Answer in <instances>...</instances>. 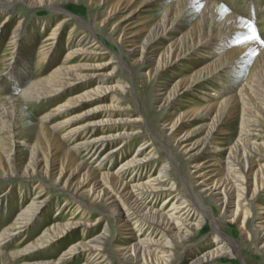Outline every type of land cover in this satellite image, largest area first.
Segmentation results:
<instances>
[{"label":"bare ground","instance_id":"6f19581e","mask_svg":"<svg viewBox=\"0 0 264 264\" xmlns=\"http://www.w3.org/2000/svg\"><path fill=\"white\" fill-rule=\"evenodd\" d=\"M138 1L113 2L98 28L87 22L75 21L85 30L76 38V26H73L64 45L66 50L61 63L52 66L45 74L37 73L35 78L14 92L0 96V176L22 181L23 186L20 185L18 192L20 199L30 195L29 203L17 210L10 225L0 232V264H13V260L19 258L22 259L19 264H78L79 258V264H113L104 252L112 240L108 224H104L95 236L88 235L100 228L105 220H114L122 234L111 247L113 256H117L122 264H172L176 242L196 233L212 218L208 204L212 210H218L221 219L229 218L225 221L228 226H238L248 241H253V234L255 242L260 244L259 249L264 252V205L258 204L254 209V218L259 215L260 221L254 222L251 234L246 232L247 216L240 205V200L253 202L264 192V162L255 167L256 160L264 161V44L254 38L250 23L244 25L237 15L225 11L216 0H174L165 7L160 19H154L152 25L143 23L142 28L137 29V16L149 7L152 0H143L135 7ZM77 2L0 0V15L6 12L2 24L14 19L7 11L18 4L27 5L32 13L45 9L58 16L63 14L39 43L38 60L45 63L56 55L62 25L74 20L72 12L61 10L62 5ZM124 9L128 12L118 20L121 34L117 42L131 61L151 65V69L141 72L143 80H156L157 76L171 70L189 55L205 59L201 68L191 76L177 80L172 87L162 83L163 80L158 83L154 98L158 101L156 103H161L160 107L172 104L181 95L210 80L217 82L215 92L205 91L209 96L202 97L204 103L189 105L188 109L175 113L168 123L162 124L170 140L178 142L179 146L174 149L169 142L160 139V146L172 158L169 157L156 174L151 173L154 167L150 163L159 149L154 147L148 151L150 145L143 143L133 155L127 156L135 133L125 125L120 128L127 120L115 112L122 107L118 102L102 104L108 93L122 94L131 89L130 83L122 81L107 84L113 70L98 72L114 63L115 54L104 62H96L103 58V48H106L99 33L108 19L112 20ZM196 9H200L197 23L185 28L196 15ZM31 21L28 24L27 20H19L6 43V47L12 50L9 58L3 61L6 65L4 70H11L9 78L12 81H15L14 75H18L16 69L13 71L15 67L28 66L30 50L24 45L32 46L50 19L38 17ZM37 25L41 28L39 32L37 27H33ZM1 27L0 37L6 34V28ZM238 40L247 42L225 50ZM252 60L248 77L238 91L226 95L228 92L224 93V89L230 92L235 86L228 77L232 73L239 75ZM94 80H97L96 85L92 83ZM32 103L48 106L35 127H29L34 120L32 117L18 121L19 116H24L25 107ZM238 103H241L239 135L223 167L212 169L219 161L212 150L207 152L203 161L193 164L199 154L213 143L224 118L233 114ZM192 119H200L195 133L203 135L192 143L184 144L191 130L184 134L182 130ZM139 121L149 123L144 115ZM27 125L29 128H25ZM60 130L62 135L58 134ZM118 141V145H114ZM24 150L28 152L26 157L20 154ZM83 153L88 155V159L83 157ZM180 154L186 155L193 166L186 181L178 166ZM118 159L122 162L115 170L105 168ZM173 169L179 170L185 182V196L178 192L179 186L175 181L169 179ZM51 187L59 190L60 194H66L64 205L57 207L56 214L49 219L51 222L37 235L18 243L16 249L4 250L2 247L12 243L19 234L28 229L32 231L44 222L41 218L50 196L46 190ZM163 197V203L157 205ZM4 200L6 196H0V203ZM73 202L77 203L76 208L69 210L71 213L67 217L64 212ZM78 211L83 213L77 215ZM93 211L99 214L93 223L88 222L85 217ZM77 229L84 237L63 250L58 258H39L42 251ZM238 249L236 239L216 230L208 237L205 248L194 251L190 264H212L221 256H236Z\"/></svg>","mask_w":264,"mask_h":264},{"label":"rangeland","instance_id":"374dc122","mask_svg":"<svg viewBox=\"0 0 264 264\" xmlns=\"http://www.w3.org/2000/svg\"><path fill=\"white\" fill-rule=\"evenodd\" d=\"M115 1L117 0H94L92 2H90V0H78L77 3L63 4L61 10H63V12L67 10L72 12L74 14V20H71L70 22L62 25L60 31L61 32L60 42L58 43L57 49L55 51L56 55H54L55 57L53 56V58L51 57L45 63H41L38 60L37 51H38L39 43L43 38L42 36L48 35V33H50V31L55 27L56 23L61 19L63 14H60L58 16L57 13H53L52 11L51 12L47 11L44 9V7H42V9L44 10L40 12L32 13V11L28 8L27 5L18 4L8 9L7 11L12 13L14 19L10 20L5 24H2V21L5 19L6 12L0 15V26L2 25L3 28H6L5 29L6 34H3V36L0 37V74H1L0 96L14 92L17 88L19 89L29 80L35 78L37 73L45 74L47 70H49L52 66L61 63L66 50V47L64 45L65 42L67 41V38L69 37V34L71 33V29L73 28V26H76L75 28L76 38L82 36L83 31L85 30V28L81 24L80 25L77 24L78 22H84V23L87 22L89 24H93L94 26H96V28H98L97 27L98 23L106 18L111 4ZM142 1L143 0H139L136 3L135 7L139 6ZM162 1L163 2H160V0H152L149 4V7L145 11H141V15L137 16L136 18L137 23H139L137 29H141L143 23H146V25H152L154 19L155 20L160 19L167 6L174 2V0H162ZM216 1L220 2V4L225 9V11L227 10V12L237 15L243 21V24L250 23L253 27V30L255 29L254 32L255 36H258L259 37L258 40L264 44V0H216ZM127 12L128 9H124L122 12L117 13L116 16L112 18V20L108 19L106 21L105 27L99 33V35L101 36L104 42V45L106 46V48L103 46L104 47L103 52L105 53L103 54L104 55L103 58L98 60L96 59L97 60L96 62H104V60H108L112 54H115L116 63L114 61V63L109 64L104 68H101L102 70L98 72H109L110 70H113V73L111 74V76H109L110 82L107 84L113 85V84H118L120 81H122L123 83H130L131 89L127 90L122 94H118L116 92L108 93L105 100L102 101V104L108 105L111 102L114 103L118 102V104L121 105L122 107L121 110H116L115 112L119 115L118 117L121 118L125 117L124 119L127 120V122L120 125V128H122L125 125L124 127L127 128L129 127V130L131 129V131L135 133V135H133L134 138L130 145V149L127 151V156L133 155L143 143H147V145H150L147 148L148 151L152 150L154 147L159 149L158 154L153 158V160L150 163L151 166L153 165L152 167H154L151 173L156 174L158 172L157 169L162 167L168 161L169 157L172 158V155L169 154L164 148L160 146L159 144L160 139L165 142L166 141L169 142V145H173L174 149H177L179 146L178 142H174L173 140H170V136H168V134L161 127L162 124L168 123L169 122L168 120L175 117V113H180L186 110V108L188 109L189 105L190 107H192L194 105H200L204 103L205 100L202 97L209 96L205 91H208L209 93L215 92L214 89L217 87L216 84L217 82L214 80H210L205 84H202L201 87L181 95V97H179L172 104L167 105L165 107L164 106L160 107L159 105L161 103L159 104L156 103L158 101L154 98V95H156V93L158 92V91L156 92L157 89L156 86L159 85L158 83H160V81L163 80L164 82L162 83H168V87L169 88L172 87L177 80L182 78H187L191 76L199 68H201L202 65L205 63V59L201 58L200 56L189 55L183 58L177 65L173 66L171 70L165 71L162 73V75L157 76L156 80H151V82L150 81L147 82L143 80V78L141 77V72L148 71V69H151L150 68L151 65H149V63L147 62L138 64L131 61L124 53L123 46L117 42L121 34V29H119L118 20L122 15H124ZM199 12L200 9H196V11H194L196 15L190 19V21L187 24L188 26L186 25L185 28L188 29L189 27L197 23L196 20L198 21L199 19V14H198ZM38 17L45 19L49 18L50 21L47 24L45 30L40 31L41 35H39V38L35 40L32 46L24 45L28 51L30 50V54L26 62L27 63L26 65L28 66L26 65H25L26 67L19 66V68L15 67L13 71H15L16 69L18 75L15 74L14 75L15 78L13 77L15 81H12L9 78L10 77L9 73H11V70L9 71L4 70L6 65L5 63H3L5 59L9 58L10 51L12 50L6 47V43L9 41L11 35L10 31L15 27V25L19 20L24 19L27 20L28 24H31L32 23L31 20L34 21V19H37ZM75 21L77 23H75ZM33 27L35 28L37 27L38 32L41 29V28L39 29V25ZM143 37L144 35L139 37L140 42L143 40ZM251 37L253 36H250V38ZM245 39H248V36ZM244 42L247 41L238 40L228 45V47H226L225 50H232L234 48L240 47L241 45L244 44ZM27 53L28 52L26 51V54ZM118 59L119 61H117ZM50 61L51 64H48V62ZM252 64H253V60L249 64L247 63V68L244 71H241L239 75H237L236 73H232L231 76L228 77V80L231 81L233 84L235 83L234 84L235 86L232 87L230 92L229 89L227 88L224 89V93L228 92L226 93V95L238 91L242 83L246 80V77H248ZM5 71L7 73H5ZM2 73L5 74L3 75ZM14 83L16 84L17 87H15ZM92 83L96 85L97 80H94ZM112 99L114 100L112 101ZM37 104L38 103L36 104L32 103L29 104L30 106L27 105L25 107L24 116L21 117L19 116L18 121L23 122L26 119L32 117L34 120H32L29 127H35L38 122V118L42 114H44L48 109L47 104L46 105L41 103L38 105ZM240 108H241V103H238L235 109L233 110V114L226 116L224 118L223 120L224 123L221 125L219 133L214 135L213 143L209 144L199 154L198 158L195 159L196 161H194L193 164L203 161V159L208 155L207 152L209 150H212L214 151V154L217 155V160H219L215 164V166L212 167V169L223 167L224 160L227 154L230 152V149L235 146L237 137L239 135ZM142 115L146 116L149 119L148 124H145V122L143 121H139V118H141ZM200 119L188 120V125H186L185 128L182 130L183 132L182 134L186 132H190V130H191V134L187 138V140H185L184 144L192 143L203 135L202 133L201 134L198 132H197L198 134L195 133L196 132L195 127L197 126ZM29 127L28 125L25 126V128H29ZM60 131H58V134L62 135V131L61 132ZM218 141H221V143H219ZM118 143L119 141L115 142L114 145H118ZM20 154L22 157L28 156V152L26 150L22 151ZM179 156L180 157L178 160V166L180 168V171L184 174V178L186 181V179L188 178L189 171L193 170V166L189 163V160L187 159L186 155L180 154ZM83 157L86 159L88 155L86 154L84 155L83 153ZM121 162L122 160L118 159L115 162H113L112 165L106 166L105 168L109 170H115L116 167H118V165ZM263 162L264 161L256 160L255 167L257 168L258 165L262 164ZM177 170L178 169L171 170L169 179L171 182L175 181L176 185L179 186L178 192L183 196H185L186 195L185 182L182 179V177H180L181 174L179 173V170L178 171ZM0 175H1V169H0ZM1 178L2 177L0 176V181H1L0 196H6V200L0 203V232L4 227L10 225L17 210L25 207L27 203H29L28 200L30 198V195L28 196L29 198L26 199L24 198L20 199L18 196L19 189L23 186V183H21L22 181L14 177L13 178L7 177L4 179ZM9 186L10 188H8ZM32 188L33 187L31 185V189ZM7 191H9L10 193ZM46 191L49 193L50 196L43 210V215H42L43 218H41V222L42 221L44 222L40 223L38 228L35 227L34 229H32V231L28 229L22 232L21 234H19L18 237L15 240H13L12 243L9 242V244L7 243L2 247L4 248V250L9 251L11 248L16 249L19 247L18 243L24 242L25 240L28 241L32 237L37 235L42 228L46 227L47 223L51 222V220L49 219H52L54 214H56V211L58 210L57 207L59 205H64V203L66 202L64 198L66 197V194L64 193L60 194L61 192L59 190L56 191L54 188L51 187V189L47 188ZM164 197L158 201L157 205H161L163 203ZM240 201H241L240 202L241 209L244 211V213H246L247 216V222L245 225L246 232H248V234L250 232L251 234V232L253 231L252 228L254 222L255 221L258 222V220L260 221V219H258L259 215H257L254 218V209L258 204L264 205V192H261L260 197L256 198L253 202H249L247 200H240ZM76 204H77L76 202H73L71 205H69L68 207L69 209L66 210V212H64V215L69 217L71 213L69 210L73 211L76 208L75 207ZM206 206L212 212V218H209L207 222L200 229L196 230V233L192 234L191 236L180 242L179 241L176 242L175 244L176 255H175V260L172 262V264H190L194 251L205 248L208 245V237H210L213 234V232H215L216 230H220L222 231V233L225 232L227 236H231V238L236 239L240 249L237 250L236 256H221L218 259H216V261L212 264H245V263L264 264V252L262 253V251L259 249L260 244L259 242L257 243L255 242L254 235L252 234L253 241L251 240L248 241L246 238L243 237V234L238 226L236 225L235 227L228 226L227 222H225L229 219L228 217L226 218L227 220H223L221 219L220 214H218L219 213L218 210H212L210 204ZM82 213H83L82 211H78L77 215H81ZM98 214H99L98 211H93L91 215L85 217V219L88 222L93 223L97 218ZM216 217H219V219L216 220ZM106 223L108 224L109 230L111 232L110 234L112 240L111 242L109 241V244L108 246H106V250H104V252L107 254L108 259L111 260L113 264H122L117 256H113L115 254L111 249L112 245L116 242V240L122 237L121 236L122 234H120L121 232L118 230L116 226V222L114 220H110L109 222L105 220L100 228L94 229L90 234L88 233V235L95 236L97 233L100 232L101 228ZM82 237H84V235L80 234L79 229L74 230L70 232L63 239L58 240V242H56L55 245L42 251L41 254L39 255V258L42 259L58 258L60 254L63 252V250H65L72 243H74L75 241L79 240ZM80 259L81 258H79V262L81 261ZM21 261L22 259L20 258L14 259L12 263L19 264Z\"/></svg>","mask_w":264,"mask_h":264},{"label":"snow or ice","instance_id":"6c2138e0","mask_svg":"<svg viewBox=\"0 0 264 264\" xmlns=\"http://www.w3.org/2000/svg\"><path fill=\"white\" fill-rule=\"evenodd\" d=\"M254 32H255V29H254ZM254 38H257L258 39L259 37L254 35Z\"/></svg>","mask_w":264,"mask_h":264}]
</instances>
